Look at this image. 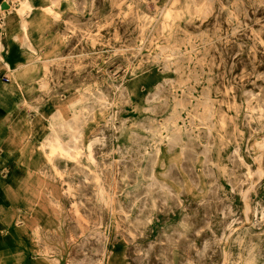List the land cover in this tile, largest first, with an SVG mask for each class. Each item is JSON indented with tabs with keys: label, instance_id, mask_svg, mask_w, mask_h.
I'll use <instances>...</instances> for the list:
<instances>
[{
	"label": "rangeland",
	"instance_id": "rangeland-1",
	"mask_svg": "<svg viewBox=\"0 0 264 264\" xmlns=\"http://www.w3.org/2000/svg\"><path fill=\"white\" fill-rule=\"evenodd\" d=\"M12 4L32 50L26 18L37 16L34 55L63 103L39 148L71 163L67 216L39 255L264 264V0ZM3 244L4 264H31Z\"/></svg>",
	"mask_w": 264,
	"mask_h": 264
},
{
	"label": "crops",
	"instance_id": "crops-1",
	"mask_svg": "<svg viewBox=\"0 0 264 264\" xmlns=\"http://www.w3.org/2000/svg\"><path fill=\"white\" fill-rule=\"evenodd\" d=\"M1 4L7 11L0 30V249H6L7 238L13 248L27 249L31 264H49L39 252L49 248L56 219L67 216L62 193L71 163L57 158L51 165L39 143L48 135L53 111L63 103L51 93L50 68L34 55L41 43L37 16L26 18L32 50L24 40L21 18L11 9L12 0ZM54 169L62 173V181L54 177ZM55 200H61L60 212L53 209ZM2 260L0 254V264Z\"/></svg>",
	"mask_w": 264,
	"mask_h": 264
},
{
	"label": "bare ground",
	"instance_id": "bare-ground-1",
	"mask_svg": "<svg viewBox=\"0 0 264 264\" xmlns=\"http://www.w3.org/2000/svg\"><path fill=\"white\" fill-rule=\"evenodd\" d=\"M7 10L4 8V9H2V8H0V12L1 13H5ZM1 45V44H0ZM111 126V125H110ZM47 144H49V146L50 147H53V148H56V149H59L61 152H63V153H68L69 151H68V147L66 146H62V145H60V143L56 140V139H53V140H49L48 142H47Z\"/></svg>",
	"mask_w": 264,
	"mask_h": 264
},
{
	"label": "built area",
	"instance_id": "built-area-1",
	"mask_svg": "<svg viewBox=\"0 0 264 264\" xmlns=\"http://www.w3.org/2000/svg\"><path fill=\"white\" fill-rule=\"evenodd\" d=\"M1 8V7H0ZM3 20H4V16L1 14V12H0V30H1V28H2V26H3ZM5 80H8L7 78H5Z\"/></svg>",
	"mask_w": 264,
	"mask_h": 264
},
{
	"label": "water",
	"instance_id": "water-1",
	"mask_svg": "<svg viewBox=\"0 0 264 264\" xmlns=\"http://www.w3.org/2000/svg\"><path fill=\"white\" fill-rule=\"evenodd\" d=\"M0 7H1L2 9H4V8H7V5H6V4H1Z\"/></svg>",
	"mask_w": 264,
	"mask_h": 264
}]
</instances>
